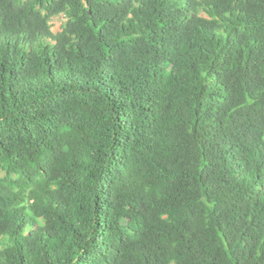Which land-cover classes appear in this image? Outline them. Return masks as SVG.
<instances>
[{"label": "trees", "instance_id": "16d2710c", "mask_svg": "<svg viewBox=\"0 0 264 264\" xmlns=\"http://www.w3.org/2000/svg\"><path fill=\"white\" fill-rule=\"evenodd\" d=\"M0 168V264H264V0H0Z\"/></svg>", "mask_w": 264, "mask_h": 264}, {"label": "rangeland", "instance_id": "374dc122", "mask_svg": "<svg viewBox=\"0 0 264 264\" xmlns=\"http://www.w3.org/2000/svg\"><path fill=\"white\" fill-rule=\"evenodd\" d=\"M66 22V18L65 16H60V17H56L52 20L51 25H52V30L55 33H58L59 31H61L62 25ZM163 62H165L164 58L161 59ZM3 172L1 171L0 168V177L3 176Z\"/></svg>", "mask_w": 264, "mask_h": 264}]
</instances>
